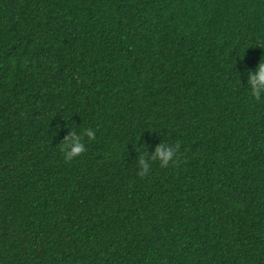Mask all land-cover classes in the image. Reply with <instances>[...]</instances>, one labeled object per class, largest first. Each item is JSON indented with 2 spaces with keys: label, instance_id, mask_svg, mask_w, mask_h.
<instances>
[{
  "label": "trees",
  "instance_id": "obj_1",
  "mask_svg": "<svg viewBox=\"0 0 264 264\" xmlns=\"http://www.w3.org/2000/svg\"><path fill=\"white\" fill-rule=\"evenodd\" d=\"M260 59L264 0H0V264H264Z\"/></svg>",
  "mask_w": 264,
  "mask_h": 264
},
{
  "label": "clouds",
  "instance_id": "obj_2",
  "mask_svg": "<svg viewBox=\"0 0 264 264\" xmlns=\"http://www.w3.org/2000/svg\"><path fill=\"white\" fill-rule=\"evenodd\" d=\"M246 85L252 97H259L264 93V60H259L254 70L247 74ZM95 131L92 128H84L80 132L71 131L60 143V151L65 162H70L74 157L79 156L85 149L83 137L88 140L94 138ZM179 143L164 145L157 143L150 155L145 157L143 153L138 157L137 175L144 176L148 173L150 165L147 161H158L160 166L168 167L176 162V154L179 150Z\"/></svg>",
  "mask_w": 264,
  "mask_h": 264
}]
</instances>
